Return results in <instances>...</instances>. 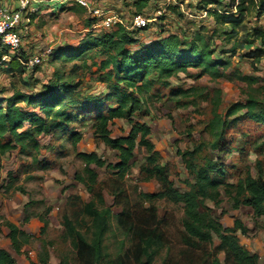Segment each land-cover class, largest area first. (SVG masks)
Masks as SVG:
<instances>
[{"label": "trees", "instance_id": "trees-1", "mask_svg": "<svg viewBox=\"0 0 264 264\" xmlns=\"http://www.w3.org/2000/svg\"><path fill=\"white\" fill-rule=\"evenodd\" d=\"M150 0H134L132 13H141L149 5ZM234 0L226 3L222 0H203L204 8L211 16L215 27L208 34L198 30L188 34L163 32L156 40L141 44L134 50L130 46L136 44V38L123 27L115 26L99 35L87 32L77 46H67L56 49L49 55V64L52 74L41 84L35 93H26L14 90L7 98L0 99V158L5 154L19 149L21 154L32 150V160L38 163L37 154L41 148L39 136H50L59 139L66 135L75 156L81 160L83 167L76 173L74 179L83 186L89 199L80 201L77 215H62L64 237L69 242L75 259L80 264H123V251L126 242L132 237L140 243L135 250L137 264H151L154 257L163 247L160 241L161 232L157 227L149 224L139 228L132 220L134 210L125 203H117L120 211L113 213L107 206L98 188L97 172L92 167H106L114 170L119 178H123L130 169L129 161L133 157L136 145L143 147L147 153L142 166V173L147 178H154L159 183V190L153 193L139 192L137 198L142 202L166 200L182 209V221L185 245L193 246L200 243H211L213 235L219 240L218 248L233 264H258V255L250 253L239 242L237 231L246 234V228L240 220H234L232 226L224 227L209 213V209L201 211L204 201L209 200L215 204L221 201V191L231 201V207L238 209L248 206L253 211L254 218L264 217V85H259L260 78L255 75H246L237 69L227 73L231 64L229 56L236 49L245 45H253L254 49L243 58L250 61L252 70L257 64L264 61V28L260 26L248 27L244 15L247 13L249 3L255 6L260 13L264 11V0H236V11L231 12ZM213 7V11L208 6ZM40 10L41 5H38ZM175 10V8H172ZM70 11L74 14L86 13L78 5H55L54 16L58 13ZM38 12L29 13L30 20H34ZM44 22L40 21V25ZM91 19L87 18L85 26H90ZM161 26V25H160ZM162 34V33H161ZM214 36L222 37L224 43L229 44L228 51H222V58L216 59L213 48ZM91 51L90 66H97L101 71L98 80L106 85L108 93L102 96L87 95L75 98L79 81L73 82L72 72L65 73L64 68L56 63L66 64L80 60L86 51ZM229 52V54L227 53ZM8 53V48H0V57ZM95 56H102L98 63L93 60ZM26 59L21 51L11 57L7 63H0V68L8 70L19 69L22 77L26 71L19 59ZM76 63L72 68H76ZM82 60L81 67L85 66ZM37 68V67H36ZM35 68V69H36ZM188 69L199 70V76L206 75L211 80L224 78L229 81H239L245 85V98L229 104L223 112L219 111L221 104L220 90L215 89L211 98V118L206 124L208 141H201L193 145L192 149L178 150L177 154L184 163L191 180L187 181L188 190L179 191L174 188L164 167L160 164V156L150 140V127L144 123L132 122V116L139 112L145 102L150 100L147 95L156 83L169 85V79L178 73H186ZM12 75V74H11ZM15 76V75H13ZM197 93L196 88L188 90L178 89L174 95L189 97ZM113 101L114 106L102 110L105 102ZM81 107V108H80ZM83 111L86 108H95L93 119V132L95 136L108 148L117 152L118 162L112 164L102 159L94 152H77L76 145L81 140V134L70 128L77 120L76 109ZM82 114V113H81ZM259 124L263 127L262 135L248 142L255 152V173L250 166L245 167L244 176L235 183L227 181L225 165L213 160L206 154V150L219 149L224 141L226 130L236 126L240 118ZM113 119H124L131 124L126 136L112 137L109 124ZM40 163V162H39ZM42 169L51 165L40 163ZM9 181L0 186L4 192L11 190L25 194L20 185H15L16 178L8 173ZM114 202L124 195L120 186L112 193ZM71 201L78 202L79 198L71 197ZM51 207L40 213L38 220L40 249L36 254V262L30 264H47L49 252L48 242L44 236L48 230L47 214ZM149 212L152 222L155 221L156 208L152 205L145 209ZM0 226L7 230L10 249L20 254L24 246L29 245L35 238L18 224L5 219L0 215ZM81 227L85 228L84 233ZM115 227L123 235L117 240L115 250L110 251L107 240ZM133 241V242H134ZM131 246L128 248L130 251ZM0 264H17L9 251L0 248ZM59 264H72L68 256H62ZM214 264H217L215 262Z\"/></svg>", "mask_w": 264, "mask_h": 264}, {"label": "rangeland", "instance_id": "rangeland-1", "mask_svg": "<svg viewBox=\"0 0 264 264\" xmlns=\"http://www.w3.org/2000/svg\"><path fill=\"white\" fill-rule=\"evenodd\" d=\"M93 1L100 2L104 7L115 11L124 10L132 13L135 9L130 6L134 0H119L110 3V5L105 4L107 0ZM222 1L230 3L232 0ZM0 2L14 5V2L9 3L6 0H0ZM39 5L41 7L38 15L28 25V34L25 38L28 52L42 50L46 47H50L53 52L66 47V45L74 46L86 34L83 31L85 22L89 18L86 13L73 14L70 11H65L54 16L52 12L57 5L54 0H43ZM184 6L191 17L183 16L180 10L171 9L172 16L163 15L158 20L159 24L156 23L154 28L137 33L136 44L130 46V49L134 50L141 44L158 39L163 32L188 34V32L201 30L210 34L215 25L207 11L206 15L204 14L206 8H204L203 0H187ZM247 6V13L244 15L247 28L252 26L264 28V11L260 13L255 9V6L249 3ZM150 12L151 9L147 11V13ZM40 21L44 22L41 26H39ZM92 33L99 35L98 31ZM213 48L216 59H221L222 51H228L229 44L224 43L221 36H214ZM253 49V45H245L243 48L236 49L233 55L229 56L231 64L226 72L231 73L232 70L237 69L243 74L255 75L261 80L258 86L264 85V61L255 66L256 70H252L250 61L242 57ZM90 53V50L86 51L82 59L64 65L56 63L57 66L64 68L65 73H70L74 69L72 80L73 82L79 81V87L75 92V98L79 101L84 96H102L109 91L106 85L98 80L101 71L97 70V66L88 67L91 65V59L88 57ZM227 53L229 54V52ZM102 59V56L93 58L98 63ZM82 60L86 63L83 67H81ZM74 63H76V68H72ZM52 70L49 56L33 72L25 73L22 77L18 74V68L8 71L5 68H0V99L7 98L16 89L26 93L37 92L41 84L49 79ZM190 88H196L197 93L191 94L189 97L173 94L178 89L188 90ZM215 89L220 90V112H223L229 104L238 100L242 101L245 98L246 88L243 83L224 78L213 81L206 75L199 76L197 69H188L186 73H178L170 78L168 86L154 84L147 94L151 97L150 100H147L141 110L131 118L133 123H144L150 127L149 137L160 156V164L164 167L174 188L179 191L188 190L186 183L191 178L177 151L190 150L196 143L209 140L206 124L211 118L210 100ZM113 106V101L105 102L102 110ZM80 108L75 110L78 114L77 120L70 126L71 129L81 134V140L77 143L75 150L77 152H94L107 162L116 164L118 162L117 152L106 147L93 132L92 124L96 109L86 108L88 110L83 111ZM131 124L124 119H113L109 124L111 136L114 138L126 136L131 129ZM262 133L261 125L245 117L240 118L235 127L226 130V138L220 148L206 150V154L213 160L218 159L222 162L226 167L227 181L235 183L244 176L245 167L250 166L255 173L256 154L248 142ZM38 141L41 148L37 154V160L40 163L51 165L50 168H40L41 164L32 160L34 154L32 150L21 154L19 149H15L0 158V186H5L9 181L8 173L10 172L12 177L16 178L15 185H20L26 191L23 194L14 190L4 192L3 189H0V215L18 224L35 237L29 245L23 247L20 254H16L10 249L6 228L0 226V248L9 251L17 264L36 262V254L40 249L38 237L41 226L38 216L47 207H51V211L47 214L48 230L44 236L50 242L47 264H59L62 256H68L72 264H80L75 259L76 256L74 257L70 244L64 237V228L61 222L63 214L76 216L80 208V201L89 199L83 186L74 179L75 174L81 171L83 163L75 156L66 135L59 139L39 136ZM146 155L145 149L136 145L133 157L129 161L131 164L129 172L123 178H119L114 170L106 167H92L98 175V188L102 192L106 205L111 207L113 213L120 211L117 203H125L134 210L132 220L137 227L141 228L149 224L150 227H157L161 232L160 241L163 247L151 264H214L215 262L217 264H233L218 248L219 240L215 235H213L211 243H200L198 246L195 244V247L185 245L180 205L166 200H156L151 203L142 202L137 198L139 192L153 193L160 188L156 179L147 178L142 173L141 168ZM118 186L123 189L124 195L114 202L112 193ZM72 196L79 198V201L72 202ZM220 198L221 201L217 204L209 200L204 201L200 210L205 211L208 208L210 215L224 227L232 226L236 219L240 220L246 228V234H241L239 231L236 233L240 244L250 253L258 255V264H264V217L254 218L253 211L248 206L232 208L230 199L223 191H221ZM151 205L156 208L154 222L149 217V212L145 211ZM80 229L84 233L85 228L81 227ZM121 239H123L122 233L113 227L112 234L107 240L109 250L114 251L116 241ZM133 241L132 237L131 242H126L123 251V264H137L135 250L140 243L137 238ZM130 246L131 249L128 251Z\"/></svg>", "mask_w": 264, "mask_h": 264}, {"label": "built area", "instance_id": "built-area-1", "mask_svg": "<svg viewBox=\"0 0 264 264\" xmlns=\"http://www.w3.org/2000/svg\"><path fill=\"white\" fill-rule=\"evenodd\" d=\"M54 1L55 4L66 7L73 4L82 6L91 19L87 32L98 31L100 33L110 30L115 26H121L136 39L137 33L154 28L156 23L159 24L158 20L161 16H172V8L180 10L183 16L191 17L184 6L187 0H150L148 7L141 13H128L124 10L115 11L93 0ZM42 2L43 0H15L13 6L0 2V48H8V53L0 57V63H7L12 56L22 51L26 55V59L18 57L17 59H19L26 73H30L47 59L51 52L50 47L28 52L27 43L25 42L26 35L28 34V25L31 21L28 14L38 12V5ZM235 3L236 0H234L233 7L231 8V12L233 13L236 11ZM150 9L151 12L147 13ZM208 9L213 11L211 5L208 6ZM204 14L206 15V10Z\"/></svg>", "mask_w": 264, "mask_h": 264}, {"label": "crops", "instance_id": "crops-1", "mask_svg": "<svg viewBox=\"0 0 264 264\" xmlns=\"http://www.w3.org/2000/svg\"><path fill=\"white\" fill-rule=\"evenodd\" d=\"M15 0H6V2H14ZM117 1H119V0H107V1H105V4L106 5H110V3H113V2H117ZM130 6H132V4L130 5ZM69 12V11H68ZM70 13H72V12H70ZM74 14V13H73ZM85 17H86V15H85ZM84 29H83V31H85L86 33H87V30H88V26H85V27H83ZM161 35H163V33L162 34H160V37H161ZM80 42V41H79ZM79 42L76 44V45H74V46H77L78 44H79ZM67 46H71V45H66V47ZM73 46V45H72ZM73 46V47H74ZM46 66V65H45Z\"/></svg>", "mask_w": 264, "mask_h": 264}]
</instances>
